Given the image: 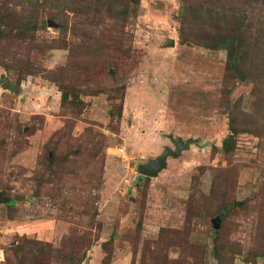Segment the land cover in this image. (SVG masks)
Masks as SVG:
<instances>
[{"label":"rangeland","instance_id":"obj_1","mask_svg":"<svg viewBox=\"0 0 264 264\" xmlns=\"http://www.w3.org/2000/svg\"><path fill=\"white\" fill-rule=\"evenodd\" d=\"M180 3L140 0L96 25L43 5L30 33L32 10L0 0V193L14 201L0 204V264H32L23 239L81 264H264V116L236 83L231 103L258 122L238 117L224 156L225 52L181 43ZM59 85L81 104L62 107ZM170 136L189 148L144 180Z\"/></svg>","mask_w":264,"mask_h":264},{"label":"trees","instance_id":"obj_2","mask_svg":"<svg viewBox=\"0 0 264 264\" xmlns=\"http://www.w3.org/2000/svg\"><path fill=\"white\" fill-rule=\"evenodd\" d=\"M15 1L32 10L29 18L25 20L26 30L31 33L41 27L33 22L32 18L43 5L53 10L63 5L69 13L77 15L85 22H89V19L93 20L92 23L96 25L104 23L105 19L113 22L124 21L140 0H48L44 4H39L37 0ZM52 17L54 18V15ZM177 19L180 23L178 33L182 44L225 52L220 101L226 109L228 135L222 140L221 148L224 156L229 158L235 149V137L243 132L238 126V117L244 120L251 119L252 124L258 122L252 114L239 110L231 103L230 94L236 83L251 85L252 95L255 98V113L261 109L257 116H264V108H262L264 107V0H181ZM2 34L0 30V35ZM113 40V37L107 40L105 48H108V44ZM90 45L93 47V53L96 48L101 47L98 43ZM59 88L62 107L64 105L78 107L81 104L73 90L64 91L63 85H59ZM72 94L74 99H69ZM143 179L148 180L147 177ZM13 203L14 201L8 199L5 205L10 207ZM263 206L264 203L261 207ZM235 207V201H227L222 211L228 215V212ZM215 232L217 233L216 230ZM262 246L264 247V242ZM15 253L17 256L20 253L21 258L23 256L32 264H51L52 261L60 264H81L83 261V256L76 257L73 250L65 251L62 246L54 248L37 240L23 239L16 247ZM2 264H11L6 254Z\"/></svg>","mask_w":264,"mask_h":264},{"label":"water","instance_id":"obj_3","mask_svg":"<svg viewBox=\"0 0 264 264\" xmlns=\"http://www.w3.org/2000/svg\"><path fill=\"white\" fill-rule=\"evenodd\" d=\"M51 26L50 23H48ZM173 41L169 42L168 46H172ZM4 89H8L14 91L15 87L10 85L9 82L3 84ZM171 142L174 145V150L170 147H165L161 154L157 155L155 158L149 159L146 163L141 164L137 167V173L141 176L152 178L159 174L160 171L166 168L167 166V159L170 158H177L181 152L187 148H189V142H184L182 138L177 137L173 138L170 136ZM8 199L3 198L2 194L0 193V204H7ZM214 228H218V223L220 222V218L217 217L214 220Z\"/></svg>","mask_w":264,"mask_h":264}]
</instances>
